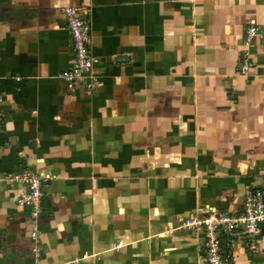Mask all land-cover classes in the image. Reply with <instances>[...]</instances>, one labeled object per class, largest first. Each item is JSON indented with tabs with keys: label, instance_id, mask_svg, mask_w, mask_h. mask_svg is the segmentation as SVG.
I'll return each mask as SVG.
<instances>
[{
	"label": "crops",
	"instance_id": "obj_1",
	"mask_svg": "<svg viewBox=\"0 0 264 264\" xmlns=\"http://www.w3.org/2000/svg\"><path fill=\"white\" fill-rule=\"evenodd\" d=\"M66 6L92 25V89L60 77L74 63ZM251 24L264 32V0H0V264H207L185 219L264 193ZM26 169L45 177L38 252L11 180ZM234 264H264V225Z\"/></svg>",
	"mask_w": 264,
	"mask_h": 264
},
{
	"label": "built area",
	"instance_id": "obj_2",
	"mask_svg": "<svg viewBox=\"0 0 264 264\" xmlns=\"http://www.w3.org/2000/svg\"><path fill=\"white\" fill-rule=\"evenodd\" d=\"M63 11L72 36L74 63L61 73L60 77L70 92H75L81 86L92 89L96 84V77L93 75L96 59L90 49L92 25L82 17L81 8L78 6H66ZM255 37L264 38V32H261L260 27L251 24L245 32L246 46L251 47ZM250 62V51L247 50L242 55L240 67L242 74H248ZM2 124L0 119V129ZM11 180L26 187L18 201L29 208L32 222L30 235L35 244L33 250L38 252L39 218L43 212L45 177L26 169L14 175ZM263 225L264 193L257 190L248 194L242 209L237 213L209 206L186 218L182 226L204 233L203 250L207 264H234L237 251L256 253L259 250Z\"/></svg>",
	"mask_w": 264,
	"mask_h": 264
}]
</instances>
